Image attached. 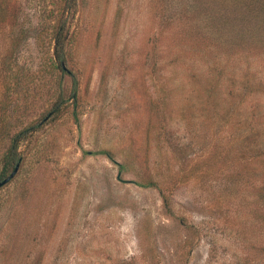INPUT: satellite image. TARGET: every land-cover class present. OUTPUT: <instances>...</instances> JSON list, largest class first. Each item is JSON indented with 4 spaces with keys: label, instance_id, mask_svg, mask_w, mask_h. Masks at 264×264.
Listing matches in <instances>:
<instances>
[{
    "label": "rangeland",
    "instance_id": "obj_1",
    "mask_svg": "<svg viewBox=\"0 0 264 264\" xmlns=\"http://www.w3.org/2000/svg\"><path fill=\"white\" fill-rule=\"evenodd\" d=\"M71 2L0 0V173L10 136L40 126L0 187V264H264V173L246 160L261 154L264 17L223 23L228 0ZM232 136L242 157L220 145Z\"/></svg>",
    "mask_w": 264,
    "mask_h": 264
},
{
    "label": "trees",
    "instance_id": "obj_2",
    "mask_svg": "<svg viewBox=\"0 0 264 264\" xmlns=\"http://www.w3.org/2000/svg\"><path fill=\"white\" fill-rule=\"evenodd\" d=\"M71 7H73L76 3L77 0H71ZM231 1L230 3H232V5L228 8L229 12H232V14L230 16H228L226 19L222 20L223 23H233V18L232 15L237 11L239 8L243 9V12L246 11L245 13H242L241 15L236 14V17H239V20L242 19L243 17L246 16H254L255 18H259V17H264V0H228ZM66 3L69 4V0H66ZM70 7V6H69ZM242 21V20H241ZM256 25L258 26V31L257 33H264V29L262 30L263 27V23L255 20ZM65 24L64 22H60L59 25L56 27L55 29V43H54V60L56 62L57 68L60 69L62 72H68L67 70V62H66V43H67V36L64 34L65 32ZM248 30V29H247ZM264 36V35H263ZM73 88H74V92H73V98L76 100L77 99V79L75 77H73ZM208 84L210 85L211 89L213 91H215L216 89H218V86L215 84V81L213 80H208ZM214 88V89H213ZM216 94V93H215ZM61 103V101H60ZM57 104L56 107L59 106V104ZM264 108V107H263ZM40 126L39 124L37 125H31V126H27L24 127L23 129L17 131L16 133H14L13 135L10 136V140H9V145L6 149V152L4 154V160H3V164H4V168L2 170V172L0 173V180H3L4 177L6 176V173L10 170H14L16 164L20 161L19 158V148L20 145L23 141L29 139L32 135H34L38 130H39ZM262 137L260 138L258 144L260 146L261 150V154L260 155H255L254 157L251 158H247L246 160L248 161H252L251 163H255V162H259L261 164L262 172L264 173V129L261 132ZM244 136V135H242ZM242 136L239 137H229V141L225 142V141H220V145L224 150H227V152L230 153V151H234L237 153V155L239 157H242V155L238 154L239 151H237L238 147L236 146V143L242 138ZM241 142V140H240ZM235 143V144H234ZM232 144V145H231ZM225 145H231V148L229 149V147L225 148ZM220 147V146H219ZM240 147H244V143H241ZM236 148V149H235ZM255 148V147H254ZM221 150V153H224L226 151ZM239 150V149H238ZM240 153H242V151H240ZM226 155V154H224ZM142 186H158V183L156 181L150 180V179H145L144 181L140 182ZM262 190L264 191V174H263V181H262ZM262 202L259 203V207L260 204H262L261 208L264 210V196H262L261 198ZM255 201L249 202L247 204V202L244 204V206H247L249 204L254 203ZM260 212L264 215V211L260 210ZM259 212V213H260ZM262 221L264 223V217L262 218ZM248 223H252L250 222V220L248 221Z\"/></svg>",
    "mask_w": 264,
    "mask_h": 264
},
{
    "label": "water",
    "instance_id": "obj_3",
    "mask_svg": "<svg viewBox=\"0 0 264 264\" xmlns=\"http://www.w3.org/2000/svg\"><path fill=\"white\" fill-rule=\"evenodd\" d=\"M19 168H20V162H18L16 164L15 169L13 170V172L9 176H7L2 181H0V187L4 186L8 182H10V180L17 174Z\"/></svg>",
    "mask_w": 264,
    "mask_h": 264
}]
</instances>
